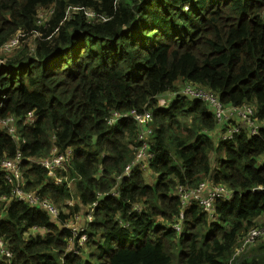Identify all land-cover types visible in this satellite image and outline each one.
Wrapping results in <instances>:
<instances>
[{
  "label": "trees",
  "instance_id": "obj_1",
  "mask_svg": "<svg viewBox=\"0 0 264 264\" xmlns=\"http://www.w3.org/2000/svg\"><path fill=\"white\" fill-rule=\"evenodd\" d=\"M16 37L21 48L5 54ZM185 84L226 108L252 107L260 135L243 126L224 140L241 122L218 123L209 104L167 97ZM2 100L0 120L14 117L20 139L0 129V163L19 151L23 189L49 199L59 218L11 197L1 169L0 197L10 198L0 202V240L12 258L0 264H264V238L232 260L264 226V0H0ZM144 110L155 156L128 176L137 125L108 121ZM55 148L72 153L50 177L36 161ZM202 184L203 196L215 186L234 196L215 201L213 218L192 200L177 233L178 186ZM95 203L93 221L75 223ZM67 223L85 228L84 245L73 240L78 253L68 251Z\"/></svg>",
  "mask_w": 264,
  "mask_h": 264
},
{
  "label": "built area",
  "instance_id": "obj_2",
  "mask_svg": "<svg viewBox=\"0 0 264 264\" xmlns=\"http://www.w3.org/2000/svg\"><path fill=\"white\" fill-rule=\"evenodd\" d=\"M52 12H50L49 18L45 19L44 21H39V23L49 21L51 17ZM38 35V34H37ZM20 45V41L18 37L12 39L9 41L8 44H6L4 50L6 52L11 51L13 48H17ZM176 96H186L191 97L194 99L201 100L207 104L210 105V107L213 109L215 118L218 121V123H225V122H231L232 120H239L241 122L240 126H233L230 128V130L224 135V140H230L233 138L235 134H237L241 127L247 126L250 130V133L252 136H259L260 135V126L256 123L255 120V112L254 109L248 105H242L239 107H231L226 108L222 102L218 99V97L203 88L195 87L191 84H186L184 87H182L180 90L175 91L171 94H169L167 97H176ZM4 103V100L0 102V105ZM123 118H131L135 121L137 128H138V142L139 146L136 148V159L134 162H132L129 166L126 167L124 174L128 175L131 173L132 169L135 165L150 161L154 158L155 154L151 152L149 137L152 135V114L148 110H144L142 113H137L135 111L131 112V114H119L118 112H113L110 119H109V125L113 126L116 123L119 122L120 119ZM36 121L35 115L33 113H29L26 117V123L29 125H34ZM17 120L14 117H9L6 119L0 120V129L5 128L11 138V140L18 144L19 142V135L17 133L16 128ZM72 153V150L69 149L63 154H59L57 149L55 148L52 151V159L51 160H41L36 161L39 165H41L46 171L48 172L50 177H54L56 175V171L60 169L63 164L69 159L70 155ZM22 162H23V156L18 151L16 156L13 159L10 160H3L0 163V170L3 169L6 171L5 174V180L9 185L12 186L11 191V197H15L19 202L26 203L29 206L32 207H40L44 211L48 212L50 215H52L55 219L58 220L59 218V212L58 209L52 204V202L49 199H42L38 195L33 193H27L23 189V184L21 180V172H22ZM120 179V177L118 178ZM57 183L61 182V179L56 180ZM205 184H202L197 189H191L190 186L186 185H180L177 188V193L180 198L181 202V211L178 217V222L174 225V230H176L178 233L182 232L184 230V221H185V210L189 207L192 200L199 201V203L202 205L203 209L206 213H208L211 217L214 216L215 211V201L217 199H221L224 201H229L233 196L234 193L223 188L215 186L212 188L210 194L208 196H203L204 190H205ZM113 197L118 195V191L116 188H114L109 194ZM10 198L7 196H1L0 202L8 200ZM69 206L72 205L71 202H67ZM96 203L93 205V209L96 207ZM93 209L88 210V213L86 215L77 216L74 220L75 223L77 221L80 222V220H83L89 224L93 221ZM139 207H136V210H139ZM82 218V219H80ZM72 223L65 224V228L69 229L72 233V239L70 240V245L68 247V251L70 252H76L74 249V243L73 240L78 237L80 245H84V243L87 241V237L84 234L85 228H79L77 225H71ZM264 236V227L261 228H254L249 231L247 234L242 246L236 250L234 256L232 257V260L239 258L240 256H244L248 249L260 238ZM5 256L8 259L12 258V254L9 252V250L6 249L4 243L0 240V260L1 257Z\"/></svg>",
  "mask_w": 264,
  "mask_h": 264
},
{
  "label": "rangeland",
  "instance_id": "obj_3",
  "mask_svg": "<svg viewBox=\"0 0 264 264\" xmlns=\"http://www.w3.org/2000/svg\"><path fill=\"white\" fill-rule=\"evenodd\" d=\"M49 15H50V11L49 10H46V11H40L39 12V19L41 20V21H44L45 19H48L49 18ZM45 25H46V23H45ZM35 37H38V35H36V36H32V37H29V39L25 42V44H31L32 43V41L35 39ZM26 46V45H25ZM19 47H20V45H19ZM33 47V45H31V48ZM21 48V47H20ZM19 48V49H20ZM15 50H18V49H15ZM15 50H12V51H10L9 53H5V54H10V53H12L13 51H15ZM178 86H180V85H183V80L182 79H179L178 81H177V83H176ZM149 139H150V137H149ZM91 209H93V207H91ZM94 210H95V208L93 209V214H94ZM93 216V215H92ZM80 217H82L81 215H80ZM80 219H82V218H80ZM85 225V224H84ZM261 227H264V226H261ZM261 227H258V228H261ZM264 238V236L262 237V238H260V239H258L249 249H248V251H247V253L245 254V255H249L250 254V252H251V250H252V247L259 241V240H261V239H263Z\"/></svg>",
  "mask_w": 264,
  "mask_h": 264
},
{
  "label": "clouds",
  "instance_id": "obj_4",
  "mask_svg": "<svg viewBox=\"0 0 264 264\" xmlns=\"http://www.w3.org/2000/svg\"><path fill=\"white\" fill-rule=\"evenodd\" d=\"M209 216H210V215H209ZM210 217H211V216H210ZM213 217H214V216H213ZM213 217H211V218H213ZM184 228H185V223H184ZM175 231H176V230H175ZM183 231H184V230H183ZM183 231H182V232H183ZM176 232H177V231H176ZM177 233H178V232H177ZM180 233H181V232H180Z\"/></svg>",
  "mask_w": 264,
  "mask_h": 264
},
{
  "label": "crops",
  "instance_id": "obj_5",
  "mask_svg": "<svg viewBox=\"0 0 264 264\" xmlns=\"http://www.w3.org/2000/svg\"><path fill=\"white\" fill-rule=\"evenodd\" d=\"M185 85H186V84H185ZM185 85H184V86H185ZM184 86H182V87H184ZM80 221H81V220H80Z\"/></svg>",
  "mask_w": 264,
  "mask_h": 264
}]
</instances>
